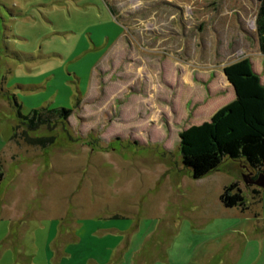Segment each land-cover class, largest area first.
I'll list each match as a JSON object with an SVG mask.
<instances>
[{"label":"rangeland","instance_id":"374dc122","mask_svg":"<svg viewBox=\"0 0 264 264\" xmlns=\"http://www.w3.org/2000/svg\"><path fill=\"white\" fill-rule=\"evenodd\" d=\"M257 10L0 0V264H264L263 179L232 159L194 179L179 151L235 97L226 64L249 57L264 82ZM42 107L70 112L33 128L18 115ZM231 183L246 210L221 204Z\"/></svg>","mask_w":264,"mask_h":264},{"label":"trees","instance_id":"16d2710c","mask_svg":"<svg viewBox=\"0 0 264 264\" xmlns=\"http://www.w3.org/2000/svg\"><path fill=\"white\" fill-rule=\"evenodd\" d=\"M256 1V31L259 50L264 55V0ZM222 70L233 86L235 97L215 111L209 120L192 124L179 132L182 163L194 179L218 169L225 159L239 160L254 169L256 175L264 174V82L249 57L229 62ZM227 80H224V86H229ZM15 105L19 107L16 102ZM69 112L70 109L64 107H42L25 115L18 112V115L33 128L65 119ZM31 142L45 146L41 138L31 139ZM2 178L0 168V181ZM252 193L260 202L261 190L252 189ZM219 200L225 207L248 208L236 183L226 185Z\"/></svg>","mask_w":264,"mask_h":264},{"label":"crops","instance_id":"0c3cea01","mask_svg":"<svg viewBox=\"0 0 264 264\" xmlns=\"http://www.w3.org/2000/svg\"><path fill=\"white\" fill-rule=\"evenodd\" d=\"M109 3L112 5L113 3H111L110 1H109ZM107 6V5H106ZM107 8H108V10L112 13V15L114 16V19L115 20H118V18H119V15L121 14V12L119 11V9L117 8V7H115L114 5H112V6H110V5H108L107 6ZM122 34V31H120V33L119 34H117V36H115V38L112 40L113 42L115 41V43H116V41L119 39V37H120V35ZM112 41H111V43H112ZM110 45V44H109ZM105 52H106V50H105ZM222 81L223 80H225V76L222 74ZM262 80V79H261ZM191 82V84H193L192 83V81H190ZM263 82V81H262ZM212 84V83H211ZM215 84V83H214ZM222 204V203H221ZM127 243V242H126Z\"/></svg>","mask_w":264,"mask_h":264},{"label":"water","instance_id":"95a60500","mask_svg":"<svg viewBox=\"0 0 264 264\" xmlns=\"http://www.w3.org/2000/svg\"><path fill=\"white\" fill-rule=\"evenodd\" d=\"M247 166H248V165H247ZM258 177L263 179V183H262V184H263V186H264V174H259V175L257 176V178H258Z\"/></svg>","mask_w":264,"mask_h":264},{"label":"flooded vegetation","instance_id":"af4514ba","mask_svg":"<svg viewBox=\"0 0 264 264\" xmlns=\"http://www.w3.org/2000/svg\"><path fill=\"white\" fill-rule=\"evenodd\" d=\"M222 72H223V70H222ZM224 76H225V74H224V72L222 73ZM225 79L227 80V78H226V76H225ZM228 81V80H227ZM228 83H229V81H228ZM229 85H231L230 83H229ZM232 86V85H231ZM233 87V86H232ZM234 90V89H233Z\"/></svg>","mask_w":264,"mask_h":264}]
</instances>
